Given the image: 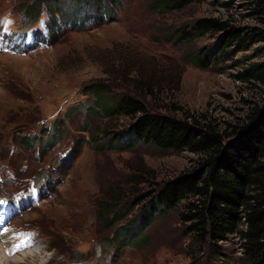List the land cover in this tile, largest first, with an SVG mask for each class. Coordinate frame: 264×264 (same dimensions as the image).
<instances>
[{"label":"rangeland","instance_id":"rangeland-1","mask_svg":"<svg viewBox=\"0 0 264 264\" xmlns=\"http://www.w3.org/2000/svg\"><path fill=\"white\" fill-rule=\"evenodd\" d=\"M32 1L0 0V202H8L0 213L9 231L0 234L9 259L3 263L251 264L238 234L214 255L184 234L179 211L157 215L141 230L139 208L126 211L127 202L194 167L199 156L144 142L123 147L118 138L131 119L109 114L128 93L153 112L236 121L246 101L256 99L237 80V61L261 60L264 42L200 68L192 58L217 34L177 42L176 31L203 17L256 26L247 0L231 6L203 0L170 12L161 0H115L116 18L89 27L82 12L98 15L97 6L110 8V0H46L37 16ZM124 74L131 76L128 86L119 81ZM136 81L153 84L158 98L137 92ZM119 186L118 209H127L109 223L103 205ZM9 207L10 217L3 211ZM24 253L22 262L12 260Z\"/></svg>","mask_w":264,"mask_h":264},{"label":"trees","instance_id":"trees-1","mask_svg":"<svg viewBox=\"0 0 264 264\" xmlns=\"http://www.w3.org/2000/svg\"><path fill=\"white\" fill-rule=\"evenodd\" d=\"M114 1L110 0L108 4ZM202 1L161 0L160 4L170 12ZM213 1L223 6L233 3L232 0ZM246 3L250 15L258 21L256 26H235L225 19L203 17L177 29V42L194 41L209 32L217 34L213 45L194 54L192 60L196 66L210 68L222 58L228 56L229 60L231 55L264 42V0H247ZM31 4L36 7L33 15L37 16L46 0H33ZM100 7L104 8L102 4ZM100 7L97 6L100 9L98 17L105 12L112 15L111 8L103 10ZM257 56L262 59L245 63L237 61L236 66L241 69L236 78L250 85L256 99L246 101L247 110L234 122H220L207 112L186 113L183 117L153 112L146 100L128 93L120 94L111 103V116L131 119L127 131L118 138V144L127 147L144 142L164 150H188L197 154L199 159L194 167L155 184L153 190L127 202L128 209L127 205L118 209L117 202L122 197L123 188L117 187L111 194L112 200L103 205L107 222L111 223L113 218L138 207L136 222L142 230L155 216L179 211L184 234L209 246L214 255L222 254L220 244L228 240L229 235L238 234L251 264H264V45ZM155 76L148 75L151 79ZM130 77L124 74L119 81L128 86ZM136 82L137 92L147 89V96L154 100L158 98L152 89L153 84Z\"/></svg>","mask_w":264,"mask_h":264},{"label":"bare ground","instance_id":"bare-ground-1","mask_svg":"<svg viewBox=\"0 0 264 264\" xmlns=\"http://www.w3.org/2000/svg\"><path fill=\"white\" fill-rule=\"evenodd\" d=\"M4 220V218H0V234H3V235H6L9 233V231L6 233L5 230L3 229V225H2V221ZM8 236V235H7ZM42 254V252H39V255ZM24 255H28L27 253H24L22 256H16L14 259L12 260H16V261H19V262H22V259H23V256ZM35 255H38V254H35ZM34 256V255H33ZM6 261V262H9V259L7 258V256L4 254V252H1L0 250V264H4L3 262ZM43 263V261L41 262Z\"/></svg>","mask_w":264,"mask_h":264}]
</instances>
